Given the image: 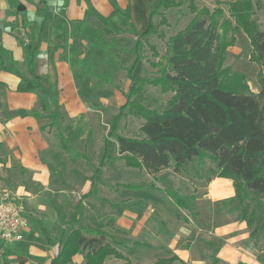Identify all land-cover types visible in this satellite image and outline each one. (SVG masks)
<instances>
[{
    "label": "trees",
    "instance_id": "1",
    "mask_svg": "<svg viewBox=\"0 0 264 264\" xmlns=\"http://www.w3.org/2000/svg\"><path fill=\"white\" fill-rule=\"evenodd\" d=\"M186 3L193 17L185 28L167 38L160 28H169L170 22L162 11L183 7ZM260 4V0H216L215 7L210 9L199 6L195 0H160L155 8H151L149 26L143 33L135 30L128 17L130 31L137 38L131 49H122L134 55L130 66L124 68L131 85L125 103L113 116L104 137L103 158L98 168L92 167L91 187L78 201L75 213L63 231L65 238L60 240V250L49 264H77L74 257L83 254L80 240L86 235H107L109 242L96 252H86L84 264H107L110 258L132 264L131 259L119 249L131 251V247L104 230L115 226L117 217L123 215L126 207L111 204L117 216L102 223L98 229L79 225L83 202L97 194V185L102 182L100 172L114 160L123 161L127 168L146 171L154 181L158 174L168 169L177 176L192 174L198 179L205 178L207 184L216 178L231 180L241 211L240 219L247 225L258 251L264 254V32L254 19L255 9ZM124 14L128 16L126 12ZM158 15H161V20L156 23ZM83 30L80 28L79 33L82 34ZM235 30H241L248 36L254 49L251 60L261 66L259 93L249 92L244 77L222 69L226 49L234 42V38L231 43L228 37H234L231 34ZM62 36L59 37L62 39ZM150 36L167 40L165 55L162 56L154 45L149 44ZM90 44L105 55L117 48V43L101 29L94 31ZM22 45L32 78H23L18 91L42 92L52 99L49 122L43 130L55 128L61 148L90 164L86 154L75 151L68 144L62 131L58 92L50 95L36 73L37 48L31 42L25 43L24 39ZM146 47L151 52L150 59L144 55ZM65 59L77 81L89 77L101 80L102 87L112 84L111 76L94 73L96 64L79 50L72 51ZM144 60L155 70L154 78L135 76L136 67ZM79 68L84 73L78 74ZM147 87L171 94L162 110L146 104ZM40 105L47 111V104L41 96ZM18 113L29 115L26 111ZM33 115L39 117V114ZM126 116L143 120L139 136L120 134V122ZM112 139L118 144L119 156L116 159L110 155L109 142ZM119 186L131 191L145 188L134 184ZM158 191L169 197L175 206L191 210L189 199L178 190L167 188ZM192 216L196 214L192 213ZM184 220L188 221L187 217ZM154 264L188 263L172 255L158 258Z\"/></svg>",
    "mask_w": 264,
    "mask_h": 264
},
{
    "label": "crops",
    "instance_id": "2",
    "mask_svg": "<svg viewBox=\"0 0 264 264\" xmlns=\"http://www.w3.org/2000/svg\"><path fill=\"white\" fill-rule=\"evenodd\" d=\"M159 1L0 0V199H9L22 206L26 218L22 241L4 242L0 239V264H49L60 250V240L65 238L62 236L65 229L60 235L55 233L63 225L64 212L69 215L76 209L81 196L89 191L93 177L92 167L85 169V159L61 148L55 128L43 130L49 122L52 99L42 92L18 91L23 78H32L25 62L22 40L29 39L37 48L36 73L45 90L53 96L55 91L58 92L60 125L68 144L89 157L87 152H80L78 148L82 137L73 135L76 129L70 130L72 123L86 110L85 98L90 97L91 90L82 89L65 59L69 34L75 28L98 26L109 34L131 35L129 18L135 30L143 33L149 26L151 8H155ZM32 16L35 19H30ZM60 35H63L62 39ZM40 96L45 99L47 111L41 108ZM19 111H26L29 115L21 116ZM90 131L86 136L82 135L85 137L83 142L88 148L89 137H100L94 140L103 145L102 152H94L99 166L106 135L102 139L100 133L95 135ZM103 169L100 185L103 184ZM158 175L157 178L161 176ZM147 176L152 177L148 173ZM79 184L82 185L81 196L76 200L73 193L77 186L74 185ZM134 185L145 187L134 191L131 196L133 245L142 244L134 245V251L136 257L144 258L143 264H154L158 258L172 255L188 264H209L207 259L212 260V264H264V254L258 251L247 225L240 219L241 211L232 181L216 178L208 187L206 196L210 202L208 208L212 211L206 212L211 213V221L216 220L213 229L208 227L210 221L206 222L201 209L192 211L196 216L191 213L189 217L184 209L175 206L169 197L158 191L167 188L154 183ZM97 194L94 197L98 198ZM90 198L83 202V207ZM227 202L230 208L226 206ZM191 222L201 223L193 242L181 243V234L171 237L174 229L183 231L180 223L189 225ZM100 225L88 228L98 229ZM204 231L215 242L212 253L204 251L202 243L209 241L202 238ZM80 241L83 254L75 256L74 262L84 264L85 253L96 252L109 239L107 235H86ZM112 259H108L107 264Z\"/></svg>",
    "mask_w": 264,
    "mask_h": 264
},
{
    "label": "rangeland",
    "instance_id": "3",
    "mask_svg": "<svg viewBox=\"0 0 264 264\" xmlns=\"http://www.w3.org/2000/svg\"><path fill=\"white\" fill-rule=\"evenodd\" d=\"M260 1L261 4L255 9L254 19L257 21L260 30L264 32V0ZM195 2L199 6H206L212 9L215 7L216 0H195ZM162 12L165 13L166 18L170 22L169 28H160V30L165 32L167 38L175 35L178 31L185 28V26L193 17L188 3H186L183 7L173 8ZM160 20L161 15L155 17L156 23ZM97 28L102 29L104 34L110 40H114L117 43V48L111 50L107 55H105L102 51H98L93 45L90 44V40L92 39L94 31ZM231 36L234 37H228V40L232 43V38H234V42L226 49L222 69L227 70L232 74H237L244 77L249 88V92L254 94L259 93L261 89L262 69L258 63H255L251 60L254 49L250 39L241 30L232 31ZM136 40L137 38L134 34H109L106 33L102 27L98 26L87 27L85 30H83L82 34L79 33V28H75L69 34L64 55L68 56L72 51L79 50L85 57H89L93 64H96L97 67L95 68L94 73L96 71L104 76L109 75L111 76L109 79L112 82L111 85H105L102 87L100 86L101 80L99 79L88 77L78 81V83H81L82 89H85V91L87 88V91L89 89L91 90V95L89 98H85L88 106L85 107L86 110H84V112L72 123L73 125L71 126L70 130L74 131L76 129L73 135L82 137L80 146L78 148L80 152H87L91 159L90 164L84 162L85 169L87 170H89V166H98V158L95 157V153L100 151L102 152L103 145L101 143L94 142V140L99 139L100 137L98 138L97 136H88L90 139V146L87 148L83 142L85 137L82 135L86 136V133H88L89 130H92L90 132H94L95 135L100 133L103 139L110 128L113 116L118 113L119 107L125 103L126 95L128 94L131 82L128 80L124 68L130 66L134 59V55L132 53L125 52L122 49H131L134 46ZM166 41L167 40H160L156 36L149 37V44L154 45L162 56L165 55L166 52ZM144 55L148 59L151 58V52L148 47L144 49ZM77 73L81 74L84 72L79 68L77 69ZM135 76L154 78L155 70L150 67L146 60H144L136 67ZM117 86L120 88L118 89ZM146 89V104L153 109L162 110L165 107L167 100L171 97V94H163L158 88L147 87ZM142 124L143 120L141 118L126 116L120 122L119 132L120 134L129 137L139 136V130ZM109 147L111 150L110 155L116 159L119 156L117 142L112 139L109 142ZM159 175L161 176L154 181L152 177L147 176L146 171L126 168L123 161L114 160L110 162L102 171L103 184H98V198L92 197L85 202L79 225L82 227H98L101 223H106L112 217L117 216L116 209L113 208L111 204L125 206L127 209L123 216L117 217L115 226L106 227L104 230L108 233L115 234L119 241H124L131 247V251H127L125 248L119 249L131 259L132 264H143L144 258L141 259L135 256L136 251H134L135 248L133 245V198H131V196H133L134 191L124 190L118 185L154 183V185L162 188L178 190L179 193H181L185 198L189 199L191 205V210H183V212L190 217L192 211H199V209H201V213H204L205 215L204 219L206 222L208 223L210 221L208 227H211V229L214 228L217 223H213L216 220L211 221L212 217L209 215L211 214L210 212L212 209L208 208L210 202L206 196L208 187L212 182L207 184L205 178L198 179L192 174H182L177 176L174 175L172 169L164 170ZM222 179L231 181L225 178ZM74 186H77V191L73 193L77 200L81 196L80 189L82 185L79 184ZM154 196L157 198V195ZM229 205V202H227L226 206L230 208ZM209 209H211L210 212H206ZM214 210L218 211V208H215ZM74 212L75 208L69 212V215L64 212L66 217L63 219L62 227L59 228L58 231H55L56 235H60L62 230L68 227L67 225L72 219ZM198 224L201 223L191 222L189 225H183V223H180L179 227H182L183 231L174 229L171 233V237L179 236L178 234H181L183 235L181 243L188 244L193 242L198 233ZM205 228L206 227H204V230ZM116 229L119 232L116 231ZM206 233L207 232L205 231L202 232V238L209 240L205 243H202L205 246L204 251L212 253V248L214 247L213 245L215 242L211 239L212 236H207ZM157 252L160 253L159 251ZM207 261L209 264L213 263L210 259H207ZM122 263L123 262L114 261L113 259L109 262V264Z\"/></svg>",
    "mask_w": 264,
    "mask_h": 264
},
{
    "label": "built area",
    "instance_id": "4",
    "mask_svg": "<svg viewBox=\"0 0 264 264\" xmlns=\"http://www.w3.org/2000/svg\"><path fill=\"white\" fill-rule=\"evenodd\" d=\"M25 43L29 39L25 38ZM26 225L24 208L9 199H0V239L4 242L22 241Z\"/></svg>",
    "mask_w": 264,
    "mask_h": 264
},
{
    "label": "clouds",
    "instance_id": "5",
    "mask_svg": "<svg viewBox=\"0 0 264 264\" xmlns=\"http://www.w3.org/2000/svg\"><path fill=\"white\" fill-rule=\"evenodd\" d=\"M30 19H35V17H34V16H32V17H30Z\"/></svg>",
    "mask_w": 264,
    "mask_h": 264
},
{
    "label": "water",
    "instance_id": "6",
    "mask_svg": "<svg viewBox=\"0 0 264 264\" xmlns=\"http://www.w3.org/2000/svg\"><path fill=\"white\" fill-rule=\"evenodd\" d=\"M20 10H22V9H20Z\"/></svg>",
    "mask_w": 264,
    "mask_h": 264
}]
</instances>
